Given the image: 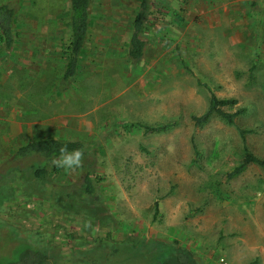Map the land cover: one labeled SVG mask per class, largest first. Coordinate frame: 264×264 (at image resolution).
<instances>
[{"label": "rangeland", "instance_id": "1", "mask_svg": "<svg viewBox=\"0 0 264 264\" xmlns=\"http://www.w3.org/2000/svg\"><path fill=\"white\" fill-rule=\"evenodd\" d=\"M141 2L92 0L88 40L65 79L71 0H0L16 10L13 47L0 31V264L22 263L21 251L39 240H19L7 203L12 216H30L43 214L42 202L83 221L105 215L122 240L105 248L107 264L264 257V166L228 177L245 147L264 160V25L249 21L255 11L241 0H148L146 46L135 59L129 47ZM213 93L237 100L224 110L247 112L233 125L218 115L196 125ZM168 123L165 133L143 127ZM48 138L81 141L82 166L51 165L43 179L34 157L11 161L20 146Z\"/></svg>", "mask_w": 264, "mask_h": 264}, {"label": "trees", "instance_id": "2", "mask_svg": "<svg viewBox=\"0 0 264 264\" xmlns=\"http://www.w3.org/2000/svg\"><path fill=\"white\" fill-rule=\"evenodd\" d=\"M91 3L92 0H71L70 27L72 35L71 42L68 45L70 56L66 67L65 79H70L75 76L79 64V58L88 40L89 30L91 26ZM148 16V0H142L140 9L134 19V31L130 39L129 55L132 58L139 59L144 53L146 40L143 38V35ZM15 17L16 10L14 7L8 4L0 5L1 39H3L8 48L13 47L15 43ZM236 103L237 100L235 98H219L216 94L213 93L211 95L208 111L201 116H194L196 125H204L210 120L213 115L220 116L229 124H235L236 118L244 115L247 112V109L245 107H240L234 112H228L224 110V107ZM143 127L145 128L146 133H165L172 130L174 124L168 123L162 125H145ZM247 132L248 130H241L242 136L245 137V134ZM63 147H67L69 151L79 149L84 152V144L78 140H65L58 138L36 139L20 146L13 154L11 161L27 157H34L33 160L40 165L35 171L36 175L41 176L43 179H46L47 173L50 171L49 167L51 165L52 170L58 169V167L52 164V160L59 159L60 149ZM196 147L197 146H195V148ZM196 152L197 154H199L198 149H196ZM253 163L264 166V160L254 154L248 147H245L243 160L228 173L229 179L239 176L247 170L249 165ZM35 164V162H32V166H34ZM85 188L90 194L94 192L92 180L88 175L86 176ZM158 208L159 207L157 205V212ZM43 241L44 240H42V242ZM105 241H107V239H94L92 242H90L89 248H86L77 253L72 251L68 255L71 259H78L75 264H107L106 260L109 258L108 255L112 254V250H105V248L109 249V246L106 245ZM140 243L138 242V245L142 246ZM151 243L152 241L146 240L143 246L147 247L148 245L149 247H151ZM137 250L140 251V248L138 247ZM59 251L60 250H56L54 248L51 249L50 244L47 245L45 243H42L41 247L38 249H33L30 247L25 248L23 251H21L22 256L20 259L22 260V264H48L50 259H67L68 255L63 254ZM185 256L186 257L176 256V258L174 256H170L168 257V259H158L156 264H171L172 261H178L181 264H189L191 257H187V255ZM79 261L82 263H79ZM190 264L197 263L193 260Z\"/></svg>", "mask_w": 264, "mask_h": 264}, {"label": "crops", "instance_id": "3", "mask_svg": "<svg viewBox=\"0 0 264 264\" xmlns=\"http://www.w3.org/2000/svg\"><path fill=\"white\" fill-rule=\"evenodd\" d=\"M232 2L227 3L228 5L231 6V8L234 5V3H232ZM236 3H238V2H236ZM239 4L245 6L246 7L245 10L248 12L249 11H252V12L255 11L256 16L253 15L254 17L253 16L250 17L249 18L250 22L252 21L254 24V18H257L255 24H258L261 26L264 25V0H241V2ZM8 153H9V151H8ZM43 181H45V180H43ZM43 181H41V183ZM29 182L36 185V182H34V181L31 182V180H28V183ZM12 197H15V195L13 194L11 196V198ZM56 201L59 202V200H56ZM51 203H53V202H51ZM7 204H8V207H7L6 219L7 220L12 219L13 221H14V219H17L14 221L15 224L11 223L9 221L8 222L12 226H16L20 230H22L21 233L19 231V233H20L19 240L26 241L27 240L25 238L26 233H28V235L30 236L29 237L30 239L27 240V241H29L28 243H31V241L33 242L34 240H36L35 236H39V240L35 244L36 248L33 247L34 249L40 248L42 243H44L45 240L49 239V244H50L51 249L54 248L56 250H60L59 252H62L63 254L68 255L72 251L77 253V252L82 251L86 248H89L90 242H92L94 239H100V238L107 239V241H105L107 246L109 243H111L113 241H116V240L120 241L121 240L120 234H116V232L114 231L115 226H113L112 228L108 227V226H111V225H109L111 222L109 221V219L106 220L105 215H103V214H101V215L95 214L96 217H92L86 221H83L82 216H80L79 214L73 215V216L66 214L67 215L66 216L64 214L66 211H63L61 213L57 212V213L53 214L52 211L47 208L48 203L42 202L40 205L41 206L40 211L43 212L42 215H40V214L36 215L35 213L32 212V214L30 216L20 215V214H18L17 216H12L11 213H9V212L15 213L17 211H15V210L11 211L10 206L12 204L11 203H7ZM23 217L26 219H23ZM66 218H70V220L76 221V224L73 222L72 226H68V227L62 226L61 225L62 223L59 220L62 221ZM50 220H52V226L53 227H49V224L47 223V221H50ZM100 220H102V221H100ZM98 229L104 230L105 232H99ZM42 236H43V239L41 238ZM42 240H44V241L42 242ZM14 241H16V240H14ZM82 244H85V245H82ZM227 254L228 253H225V258H227L226 259L227 261L224 264H239L235 260L233 255L230 256ZM193 260L196 262V260L191 257L190 263ZM77 261H78V259H74V258L71 259L68 255L67 259H64V258H61V259L56 258L55 260L50 259L48 264H64V263L65 264H75ZM79 263H82V262L79 261ZM13 264H17V263H13ZM20 264H22V263H20ZM171 264H181V263L178 261H172ZM197 264H199V263H197ZM210 264H217V263L211 262ZM258 264H264V257L261 259L260 262H258Z\"/></svg>", "mask_w": 264, "mask_h": 264}, {"label": "clouds", "instance_id": "4", "mask_svg": "<svg viewBox=\"0 0 264 264\" xmlns=\"http://www.w3.org/2000/svg\"><path fill=\"white\" fill-rule=\"evenodd\" d=\"M83 155L84 153L79 149L69 151L67 147H63L60 149L59 159H53L52 164L58 168L74 170L82 166Z\"/></svg>", "mask_w": 264, "mask_h": 264}, {"label": "built area", "instance_id": "5", "mask_svg": "<svg viewBox=\"0 0 264 264\" xmlns=\"http://www.w3.org/2000/svg\"><path fill=\"white\" fill-rule=\"evenodd\" d=\"M223 260V259H222Z\"/></svg>", "mask_w": 264, "mask_h": 264}]
</instances>
